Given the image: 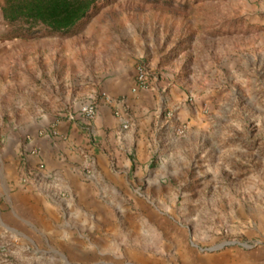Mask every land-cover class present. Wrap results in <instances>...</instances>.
Here are the masks:
<instances>
[{
    "label": "rangeland",
    "instance_id": "rangeland-1",
    "mask_svg": "<svg viewBox=\"0 0 264 264\" xmlns=\"http://www.w3.org/2000/svg\"><path fill=\"white\" fill-rule=\"evenodd\" d=\"M3 4L1 159L17 162L38 150L29 146L35 137L56 136L67 108L97 96V74L118 63L134 81L137 66H149L148 90L159 97L147 126L151 151L117 149L112 168L122 170L127 193L112 210L98 200L81 205L51 173L57 222L79 243L58 247L56 264H264V0H101L66 35L10 24ZM119 111L129 120L119 128L129 133L123 103ZM78 139L61 153L74 160L73 180L95 190L102 180L89 150L100 144L83 132ZM40 168L50 170L45 161ZM20 175L12 173L8 192ZM150 181L160 190L147 201Z\"/></svg>",
    "mask_w": 264,
    "mask_h": 264
},
{
    "label": "crops",
    "instance_id": "crops-1",
    "mask_svg": "<svg viewBox=\"0 0 264 264\" xmlns=\"http://www.w3.org/2000/svg\"><path fill=\"white\" fill-rule=\"evenodd\" d=\"M97 77L101 91L97 96L90 94L84 101L95 99L97 115L94 119L89 120L80 115L70 118L69 114L84 102L74 104L72 109L68 107L62 114L65 119L57 121L56 136L46 134L44 137H35L33 139L35 144H29L37 146V154L25 155L17 162L0 158V198L3 200L0 204V264H56L58 247L66 251L67 248L78 246L79 243L74 242L72 227L62 228V224L57 222L58 207L54 197L58 186L51 173L53 175L60 173L63 176L59 185L72 192L81 205L87 207V202L98 200L105 203L104 208L112 210L118 194L127 193L121 188V181L117 175L122 170L112 168L117 149L128 143L133 145L141 156L151 151L154 136H150L147 126H150V109L155 106L156 99L159 102V97L154 96L148 88L134 90L136 84L133 86L135 81L132 73L121 63L110 70L99 72ZM90 79L91 75L84 82L88 83ZM102 92H105L111 101L102 96ZM118 99L121 100L117 101ZM121 103L132 118L129 133L122 132L119 128L120 119L115 115ZM80 132L92 135L100 144L101 150H89V153L93 152L95 166L102 180L98 183L102 186L97 188L95 186V190L90 187L92 183L81 185L73 180L69 175L71 171L69 167L74 160L67 154L68 161H64L61 153L65 144L80 142L78 139ZM44 161L50 168L48 172L46 170L47 173L39 167V163ZM127 167V163H124V169ZM14 171L21 172V184L10 188L8 192L6 187L8 184L13 185L11 175ZM159 190L154 187L153 181L148 182L143 199L147 201L153 199V193ZM68 205L70 203L64 208L61 206L59 208L64 220L66 215L70 216ZM142 209L153 210V207L146 204ZM29 248L34 249L35 256L23 253V250ZM42 249L47 255L38 256L37 253ZM201 257L204 260H211L215 255Z\"/></svg>",
    "mask_w": 264,
    "mask_h": 264
},
{
    "label": "trees",
    "instance_id": "trees-1",
    "mask_svg": "<svg viewBox=\"0 0 264 264\" xmlns=\"http://www.w3.org/2000/svg\"><path fill=\"white\" fill-rule=\"evenodd\" d=\"M101 0H4L3 18L29 26L41 25L50 33L66 35L82 22Z\"/></svg>",
    "mask_w": 264,
    "mask_h": 264
},
{
    "label": "built area",
    "instance_id": "built-area-1",
    "mask_svg": "<svg viewBox=\"0 0 264 264\" xmlns=\"http://www.w3.org/2000/svg\"><path fill=\"white\" fill-rule=\"evenodd\" d=\"M149 75H150L149 66H147L144 63L138 65L136 69V74H135L136 86L134 90L137 88H143V89L148 88V76ZM102 96L106 97L108 100L110 99L109 96L105 92H102ZM77 115L83 116L89 120L94 119L97 115V104L95 102V99H89L87 102L80 104L77 107V109L74 110L73 113L69 114V117L74 118ZM115 115L119 117L122 127L127 128L129 124L128 118L125 115H122V113L118 110L115 111ZM184 127H185L184 125L177 127V133L180 135L183 134L185 130ZM31 154H34V155L37 154V150L32 149ZM39 167H43L42 162L39 163Z\"/></svg>",
    "mask_w": 264,
    "mask_h": 264
}]
</instances>
